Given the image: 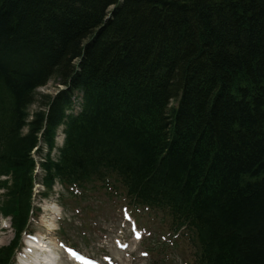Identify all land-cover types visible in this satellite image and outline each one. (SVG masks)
Here are the masks:
<instances>
[{
  "label": "trees",
  "instance_id": "obj_1",
  "mask_svg": "<svg viewBox=\"0 0 264 264\" xmlns=\"http://www.w3.org/2000/svg\"><path fill=\"white\" fill-rule=\"evenodd\" d=\"M54 76L66 88L21 133ZM74 90L44 181L106 173L168 208L203 264H264V0H0V210L16 230L0 264L28 219L36 133L51 145Z\"/></svg>",
  "mask_w": 264,
  "mask_h": 264
},
{
  "label": "rangeland",
  "instance_id": "obj_2",
  "mask_svg": "<svg viewBox=\"0 0 264 264\" xmlns=\"http://www.w3.org/2000/svg\"><path fill=\"white\" fill-rule=\"evenodd\" d=\"M110 10L112 7H109ZM60 88L59 80L56 77L51 78L48 83L44 86L38 88L35 93V100L29 106V113H33L35 110L39 109V105L42 102V95L44 94H53L57 89ZM80 94L76 93L74 97V103L72 112H78L80 109ZM25 131V130H24ZM60 137V136H58ZM56 156V153L53 152V157ZM35 159H38V155L34 154ZM36 181H39L42 173L36 167ZM39 184H35L34 191H41L42 189L38 186ZM57 189L60 192V188H58L57 184L53 187V191L48 195L47 199H42L39 194L34 196V204L39 208V212L37 215L30 218L29 229L31 233L37 236L38 241L43 242L46 248L50 252V256L48 259H51L55 264H59L60 262L56 261V255H58L56 250V239H53L54 232L56 229H59L55 236L59 240L65 241L66 243L73 244L78 246L81 251L87 252L89 255H94L100 257L102 254L110 253L114 256V264H147L148 259L142 257L139 252L142 249H147V242L144 240L142 243H133L130 245V248L124 250L123 252L117 250L114 246L115 241L122 240L120 238L121 231L124 232L127 236L125 238H129V233H126V228H122L123 224L128 226L123 221V208L122 203L123 200H113L107 201L105 199L106 194L101 190H93L92 197L86 194L85 200L79 203V200L73 199H65V205L78 204L77 209L79 210L78 216L74 215L70 212V209L67 210L64 207L61 210L60 216L61 220L58 219V216H54L51 207L56 203V195L54 194ZM59 210V209H57ZM140 226L146 227L147 230L152 229V222L155 224L154 230L159 229L158 221L150 217V219H145L144 217H140ZM6 224V219L0 217V246L8 244L12 237V231L8 227H4ZM54 229V231H53ZM22 238V244H23ZM28 244L33 246L32 251H30L26 257L21 259V264H39L45 263L42 250V247L39 244H35L31 240L28 241ZM39 249V250H38ZM133 251V252H132ZM159 254L155 257L157 258ZM51 256H53L51 258ZM60 256V253H59ZM65 264V262H63ZM159 264H179L177 260L171 258L170 260H165L163 258L159 261Z\"/></svg>",
  "mask_w": 264,
  "mask_h": 264
},
{
  "label": "bare ground",
  "instance_id": "obj_3",
  "mask_svg": "<svg viewBox=\"0 0 264 264\" xmlns=\"http://www.w3.org/2000/svg\"><path fill=\"white\" fill-rule=\"evenodd\" d=\"M110 5H111V4H110ZM115 6H116V4H112V5L109 6V7L114 8ZM117 6H118V5H117ZM117 6H116V7H117ZM109 7H108L107 11H110V8H109ZM157 86H158V85H157ZM231 87H232V86H231ZM145 89H151V87H149V86H145ZM166 99H168V100L164 101V104H163V106H166V109H167L168 107H170V105H174V104H175V101H174V100H172V101L170 102V100H169V96H167ZM51 110H54V108H52ZM53 114H54V115H57V113H53ZM38 244L41 245L42 247L44 246V248L47 249L46 246L43 244V242L39 241ZM42 250H44V249H42ZM42 255H43V258H44L45 263H50L51 260L48 259L50 253L48 252V254H46V253H44V252L42 251ZM39 264H40V263H39ZM41 264H44V263H41Z\"/></svg>",
  "mask_w": 264,
  "mask_h": 264
}]
</instances>
